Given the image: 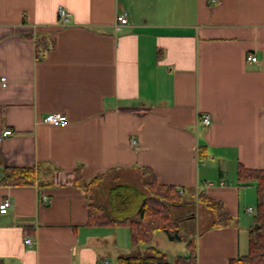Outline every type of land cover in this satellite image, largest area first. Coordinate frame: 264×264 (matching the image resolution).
Wrapping results in <instances>:
<instances>
[{"label": "crops", "instance_id": "1", "mask_svg": "<svg viewBox=\"0 0 264 264\" xmlns=\"http://www.w3.org/2000/svg\"><path fill=\"white\" fill-rule=\"evenodd\" d=\"M52 112L68 122H45ZM240 165L264 169V0H0V204L13 201L0 264H127L147 246L178 264L189 246L171 259L151 244L163 231L136 245L128 225L90 217L116 185L150 195V174L208 221L187 264H228L249 245L257 203ZM13 167L33 168L34 182H3Z\"/></svg>", "mask_w": 264, "mask_h": 264}, {"label": "trees", "instance_id": "2", "mask_svg": "<svg viewBox=\"0 0 264 264\" xmlns=\"http://www.w3.org/2000/svg\"><path fill=\"white\" fill-rule=\"evenodd\" d=\"M102 178L98 175L91 183ZM238 181L242 186L255 185L257 203L253 213V225L249 231V250L247 254L233 258L228 264H264V169H249L240 165ZM35 180V171L29 167L5 169L3 182L26 184ZM78 181V177H77ZM79 182V181H78ZM144 186L150 195L125 184L110 189L109 202L90 203V217L96 223L125 224L131 228L134 244H147L153 233L163 231L171 241L182 240L178 220L171 215L169 204H179L183 196L175 185H159L153 175L145 177ZM200 200L216 214V225H226L230 214L222 202L200 194ZM189 255L180 256L178 264L194 262L197 249L194 239H189ZM127 264H169L166 253L155 246H147L145 252L124 258Z\"/></svg>", "mask_w": 264, "mask_h": 264}, {"label": "rangeland", "instance_id": "3", "mask_svg": "<svg viewBox=\"0 0 264 264\" xmlns=\"http://www.w3.org/2000/svg\"><path fill=\"white\" fill-rule=\"evenodd\" d=\"M197 205V204H196ZM196 205L188 204V205H175L172 204L169 207L171 215L178 220V225L180 229V234L182 235V240L180 241H169L163 232L156 233L151 240V244H155L160 248H163L166 252H168L171 259H173L176 255H184L186 244L190 238H198L199 231H203L208 225L207 220L198 221L195 218V214L199 213V210ZM251 205V204H250ZM256 207V205H252ZM249 207V205H248ZM201 209V208H200ZM205 209V208H202ZM246 213V212H245ZM249 219H253V214H249ZM253 225V224H252ZM252 227V226H251ZM249 229V228H248ZM249 232V230L247 231ZM247 232L242 233V244L247 245L248 235ZM246 238V240L244 239ZM245 240V243H243ZM249 250V245L244 247L242 251L244 254H247Z\"/></svg>", "mask_w": 264, "mask_h": 264}, {"label": "built area", "instance_id": "4", "mask_svg": "<svg viewBox=\"0 0 264 264\" xmlns=\"http://www.w3.org/2000/svg\"><path fill=\"white\" fill-rule=\"evenodd\" d=\"M58 16L60 18V22L63 25H65L66 23H68L70 21V14L67 11V9L64 7H59ZM118 23L121 25L127 24L128 23V16L126 14L119 16L118 17ZM248 59L251 61H256L257 57L250 55L248 57ZM44 120L47 123H51V124H55V125H64L68 122V117L64 113L52 112V113H49L45 117ZM200 121H202L206 125H210L211 121H212V117L209 113H204L201 115ZM12 133H13V131L11 129H7L3 132V135L8 136V135H11ZM41 199L43 201H45L46 203L49 202V197L47 195H42ZM12 205H13V201L11 198L4 199V201L0 204V213H7ZM248 210L250 212L254 211V209L252 207H250ZM32 242H33V240L31 238L25 239L26 244H31ZM104 264H108V262L106 261Z\"/></svg>", "mask_w": 264, "mask_h": 264}]
</instances>
